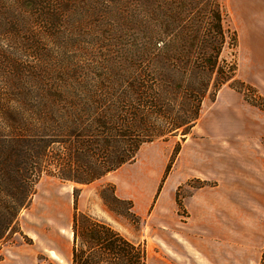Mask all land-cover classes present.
Wrapping results in <instances>:
<instances>
[{"label": "trees", "instance_id": "obj_1", "mask_svg": "<svg viewBox=\"0 0 264 264\" xmlns=\"http://www.w3.org/2000/svg\"><path fill=\"white\" fill-rule=\"evenodd\" d=\"M25 1L26 8L40 11L51 4ZM103 5L116 23L136 31L147 70L116 88L85 84L78 72L57 77L55 85L39 90L40 102L28 114L17 104L20 92L6 99L0 130V241L10 233L26 237L19 213L30 204L34 183L44 172L90 184L135 161L144 144L179 131L191 133L203 102L237 81L236 62L222 58L226 47H237V34L225 24L220 0H103ZM50 10L40 13L48 26L54 19ZM170 168L169 163L166 173ZM108 190L115 203L128 205L126 211L116 212ZM73 194L71 264H152L144 244L80 211V189ZM99 194L111 211L141 220L132 201L116 195L114 184L102 186Z\"/></svg>", "mask_w": 264, "mask_h": 264}, {"label": "rangeland", "instance_id": "obj_2", "mask_svg": "<svg viewBox=\"0 0 264 264\" xmlns=\"http://www.w3.org/2000/svg\"><path fill=\"white\" fill-rule=\"evenodd\" d=\"M50 1L46 7L54 19L48 26L40 17V13L48 12L47 8L33 10L26 8L25 0H0V130L4 121L2 107L13 93H21L17 104L22 113L28 114L32 104L40 102L36 99L39 90L55 85L57 77L78 72L85 84L99 82L116 88L136 72L147 70L136 31L116 23L103 0ZM220 1L226 26L237 34V47H226L222 58L236 62L237 81L226 83L213 100L203 102L201 117L191 133L183 135L179 131L167 140L144 144L135 161L111 175L82 185L44 172L34 183L30 204L19 213V227L26 237L10 233L0 241V264H71L75 188L80 189V211L144 244L148 261L161 264L160 202L182 147L196 148L201 153L213 148L215 158L225 149L228 136L241 139L243 135L242 141L248 144L246 138L264 133V0ZM25 118L24 115V121ZM177 147L180 151L176 154ZM49 159L51 162V153ZM169 163L171 168L166 173ZM109 183L114 184L119 198L132 201V210L141 220L134 222L129 215H118L128 205L115 203L108 190L110 205L117 213L110 210L99 194L102 186ZM205 184L207 181L197 178L175 190L182 217L186 216L182 198Z\"/></svg>", "mask_w": 264, "mask_h": 264}, {"label": "crops", "instance_id": "obj_3", "mask_svg": "<svg viewBox=\"0 0 264 264\" xmlns=\"http://www.w3.org/2000/svg\"><path fill=\"white\" fill-rule=\"evenodd\" d=\"M242 139L215 158L182 147L160 202L161 264H264V133ZM197 178L207 184L182 198V217L175 190Z\"/></svg>", "mask_w": 264, "mask_h": 264}]
</instances>
